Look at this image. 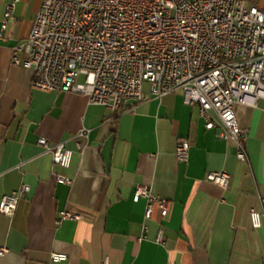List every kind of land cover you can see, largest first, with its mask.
I'll list each match as a JSON object with an SVG mask.
<instances>
[{
	"label": "crops",
	"instance_id": "crops-1",
	"mask_svg": "<svg viewBox=\"0 0 264 264\" xmlns=\"http://www.w3.org/2000/svg\"><path fill=\"white\" fill-rule=\"evenodd\" d=\"M13 1L0 0V201L22 184L29 191L11 217L0 213L8 249L0 264H49L53 252L67 254L60 264H264V215L258 227L250 219L251 209L264 213V100L234 105L248 134L241 162L179 92L156 99L145 83L143 100L113 111L80 94L33 89V71L11 63L12 48L28 38L42 0H16L3 28ZM247 1L264 9V0ZM82 128L89 136L79 149ZM41 137L72 150L68 169L53 164ZM179 139L190 142L186 163L175 156ZM219 170L231 174L225 189L204 180ZM59 174L72 184L58 183ZM138 185L169 201L165 216L154 206L144 219ZM60 211L79 219L58 221Z\"/></svg>",
	"mask_w": 264,
	"mask_h": 264
},
{
	"label": "built area",
	"instance_id": "built-area-1",
	"mask_svg": "<svg viewBox=\"0 0 264 264\" xmlns=\"http://www.w3.org/2000/svg\"><path fill=\"white\" fill-rule=\"evenodd\" d=\"M15 2L6 7L3 28ZM11 63L33 71V89L80 94L113 111L127 101L143 100L145 83L156 99L179 92L185 104L198 108L205 128L232 142L237 159L245 162L248 134L238 125L234 105L264 100V9L247 0H42L28 38L12 48ZM88 136L86 128L76 133L79 149ZM37 144L54 165L69 168L73 152L64 143L41 137ZM189 150L188 140L177 141L179 163L187 162ZM204 180L225 189L231 174L207 171ZM57 182L71 185L73 179L59 174ZM28 191L22 184L3 195L0 213L11 217ZM141 197L146 200L144 219L154 206L167 214L169 201L145 185L136 187L133 200ZM263 215L251 209L254 227ZM63 219L79 216L60 211L58 221ZM7 252L0 247V257ZM65 260L67 254L53 252L49 264ZM101 264H109L108 257Z\"/></svg>",
	"mask_w": 264,
	"mask_h": 264
},
{
	"label": "rangeland",
	"instance_id": "rangeland-1",
	"mask_svg": "<svg viewBox=\"0 0 264 264\" xmlns=\"http://www.w3.org/2000/svg\"><path fill=\"white\" fill-rule=\"evenodd\" d=\"M82 80H83V77H80V78H79V81H82Z\"/></svg>",
	"mask_w": 264,
	"mask_h": 264
}]
</instances>
